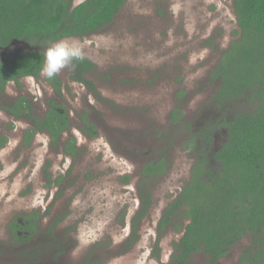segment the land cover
<instances>
[{"label":"rangeland","instance_id":"rangeland-1","mask_svg":"<svg viewBox=\"0 0 264 264\" xmlns=\"http://www.w3.org/2000/svg\"><path fill=\"white\" fill-rule=\"evenodd\" d=\"M238 28L233 0H127L103 31L59 40L74 44L80 55L96 63L86 77L99 94L71 78V63L57 75L65 84L61 96L43 75L23 77L21 85L9 82L0 103L25 94L41 113L48 97L61 102L73 118V127L62 141L74 136L83 154L74 161L62 149L51 147L45 133L25 144L24 133L31 123L15 120L0 106V132L9 137L0 149V264H13L24 247L14 242L9 222L33 209L49 208L51 215L44 224L57 214L67 215L56 229L57 234L67 235L69 243L64 255L56 259L45 253L40 264H77L88 254H94L92 264L168 262L182 232L170 223L160 238L158 223L190 178L193 159L178 143L171 145V169L151 185L153 203L139 224V239L125 247L132 219L141 208L140 167L151 158L146 132L154 126L163 128L178 101L188 118L203 108L208 115V98L214 91L209 70ZM180 90L187 93L179 99ZM85 110L100 128L97 137L80 130ZM48 171L54 179L71 173L61 185H49ZM125 174L129 182L121 180ZM249 243L244 238L217 264H238L242 248ZM192 261L208 263L203 254H193Z\"/></svg>","mask_w":264,"mask_h":264},{"label":"trees","instance_id":"trees-1","mask_svg":"<svg viewBox=\"0 0 264 264\" xmlns=\"http://www.w3.org/2000/svg\"><path fill=\"white\" fill-rule=\"evenodd\" d=\"M126 2L84 0L74 6V0H0V97L9 82L21 85L23 77L41 75L44 53L54 42L103 31ZM233 2L239 28L233 31L236 37L229 45L219 50L209 70L208 82L214 91L208 98V115L203 108L188 118L178 101L163 128L154 126L146 132L152 144L147 155L151 158L140 167L141 208L132 219L125 247L139 239V224L153 203L151 185L171 169V145L178 143L193 159L190 178L158 223L160 238L170 223L182 232L171 259L163 264H194L193 254H203L207 264H217L244 238L250 243L242 248L238 264H264V0ZM70 63L71 78L99 94L86 77L96 63L83 55ZM47 79L61 96L64 81L59 76ZM186 93L180 90L177 97ZM46 104V110L38 113L30 96L20 94L0 106L15 120L31 123L24 133L25 144L36 134L45 133L51 147L62 149L77 161L83 154L77 139L70 136L62 141L73 127L69 110L52 97ZM80 120V130L88 137H97L100 128L88 110L81 113ZM8 140L0 132V149ZM70 173L54 179L48 171L46 179L49 185H61ZM121 180L129 182L130 176L125 174ZM50 215L51 208L45 212L33 209L9 222L14 242L24 245L13 264H40L46 254L56 259L65 254L68 237L57 234L56 228L67 215L57 214L45 225L44 219ZM93 257L88 254L77 264H92Z\"/></svg>","mask_w":264,"mask_h":264},{"label":"clouds","instance_id":"clouds-1","mask_svg":"<svg viewBox=\"0 0 264 264\" xmlns=\"http://www.w3.org/2000/svg\"><path fill=\"white\" fill-rule=\"evenodd\" d=\"M80 56L79 49L67 41L52 44L44 53L41 75L51 79L57 76L69 63Z\"/></svg>","mask_w":264,"mask_h":264},{"label":"water","instance_id":"water-1","mask_svg":"<svg viewBox=\"0 0 264 264\" xmlns=\"http://www.w3.org/2000/svg\"><path fill=\"white\" fill-rule=\"evenodd\" d=\"M77 4H74V6H76Z\"/></svg>","mask_w":264,"mask_h":264}]
</instances>
